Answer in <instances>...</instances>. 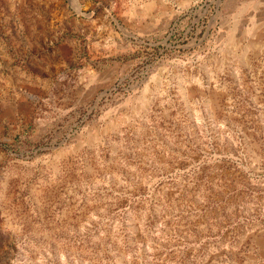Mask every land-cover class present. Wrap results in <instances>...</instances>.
Listing matches in <instances>:
<instances>
[{"label": "rangeland", "instance_id": "rangeland-1", "mask_svg": "<svg viewBox=\"0 0 264 264\" xmlns=\"http://www.w3.org/2000/svg\"><path fill=\"white\" fill-rule=\"evenodd\" d=\"M0 264H264V0H0Z\"/></svg>", "mask_w": 264, "mask_h": 264}]
</instances>
